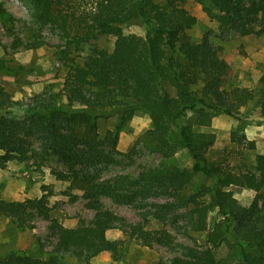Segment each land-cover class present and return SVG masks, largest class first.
I'll return each instance as SVG.
<instances>
[{"label":"trees","instance_id":"trees-1","mask_svg":"<svg viewBox=\"0 0 264 264\" xmlns=\"http://www.w3.org/2000/svg\"><path fill=\"white\" fill-rule=\"evenodd\" d=\"M184 1L30 0L32 20L25 27V42L16 32L17 20L0 6V22L8 23L16 47L43 46L46 26L61 33L66 47L92 45L82 64L68 65L61 89L36 94L24 107L15 106L0 85V167L35 159L37 142L40 153L64 164L66 171L59 174L81 185L85 205L94 212L75 227L52 220L50 251L36 239L32 248L0 251V264H64L68 258L92 264L103 252L120 260L132 241L175 250L156 264H222L217 251L222 246L234 258L228 264H264V155L257 154L251 163H234L231 150L212 159L216 137L207 130L213 116L223 112L241 122L231 131V141L254 149L252 141L244 143L243 134L244 109L254 94L247 88L221 89L226 63L207 35L199 43L190 40L196 18ZM197 1L239 34H264V0ZM128 26L145 33L125 35L122 28ZM108 34L115 37L111 51L95 44ZM24 71L0 60V73ZM260 83L255 107L264 115V71ZM139 109L151 122L144 140L164 159L184 151L190 168L161 164L135 177H102V166L116 162L118 131ZM101 119L113 124L103 135L98 131ZM199 177L204 180L197 182ZM230 186L252 191L251 203L240 205ZM105 198L138 208L140 220L131 223L115 214ZM47 210L44 196L6 202L0 195V216L20 229L33 228L27 222L34 215L49 220ZM169 227L181 235L205 233V247L176 245ZM115 230L122 237L108 238Z\"/></svg>","mask_w":264,"mask_h":264},{"label":"rangeland","instance_id":"rangeland-1","mask_svg":"<svg viewBox=\"0 0 264 264\" xmlns=\"http://www.w3.org/2000/svg\"><path fill=\"white\" fill-rule=\"evenodd\" d=\"M30 0H0V6L9 13L15 21L16 32L25 42L31 17ZM156 1V0H154ZM183 6L196 18L195 26L188 32L190 40L199 43L207 35L210 42L217 47L219 57L226 63V70L222 75L221 89L229 90L233 87L247 88L254 94V100L244 109L246 124L243 134L245 142L252 141L254 149L233 143L230 139L231 131L241 123L236 118L223 112H217L208 131L215 134L216 140L209 152L213 158H221L228 151L234 150V163H251L257 154L264 155V115L255 107V99L261 87L260 77L264 71V34L257 32L239 34L229 26L221 23L218 16L212 13L197 0H185ZM26 23V25H23ZM7 24L0 22V60L9 66H23L25 71L19 74L0 73V85L10 95L17 107H24L30 103L32 97L45 90L61 89L68 65L82 64L91 52L90 43H75L66 47L67 40L58 30L46 26L41 35L45 44L37 49L16 47L12 42L13 36L6 28ZM123 34L144 35V31L136 26L122 28ZM115 37L111 34L100 37L96 46L111 51ZM65 51V52H62ZM193 121L192 116L190 117ZM194 122V121H193ZM111 120L101 119L98 131L103 135L111 129ZM151 127L149 114L142 109L136 110L131 119L118 131V143L115 150V163L102 166V177L110 178L118 175L135 177L143 171L159 167L161 164L177 166L180 169L190 168L191 162L180 150L171 159H164L154 147L144 140V133ZM38 143L33 148L37 151L36 158L30 161L12 160L0 167V195L6 202H22L29 199L45 197L48 207L49 220L34 215L28 220L33 228L20 229L0 216V251L6 252L15 248H32L36 239H41L45 250H51V238L48 226L55 220L64 227H75L80 219L90 220L94 212L87 208L82 198V187L74 183L71 178L63 177L64 164L55 156L39 152ZM231 159V158H230ZM233 160L231 159V162ZM204 179L199 177L197 182ZM207 183L211 181L206 180ZM238 203L248 206L254 198V193L248 189L230 186ZM164 198H160L163 201ZM104 204L115 214L125 217L129 222L140 220L139 209L128 204L115 203L109 198L103 199ZM219 220H222L218 218ZM153 227L159 225L153 223ZM170 231L175 236L176 245L205 247V233L178 234L172 227ZM108 238L117 240L122 237L119 231H110ZM178 248V247H176ZM222 264H228L234 258H228V249L224 246L217 249ZM175 254L171 247L154 245L152 248L142 247L135 242L128 245V249L120 260H114L108 252H103L91 260L92 264H156L160 259H168ZM64 264H83L74 258L62 261Z\"/></svg>","mask_w":264,"mask_h":264}]
</instances>
